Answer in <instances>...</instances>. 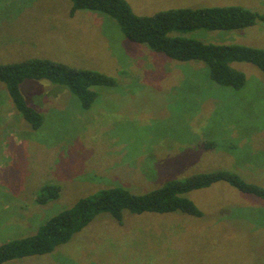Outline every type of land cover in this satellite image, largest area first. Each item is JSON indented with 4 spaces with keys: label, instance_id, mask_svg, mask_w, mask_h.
I'll return each instance as SVG.
<instances>
[{
    "label": "rangeland",
    "instance_id": "obj_1",
    "mask_svg": "<svg viewBox=\"0 0 264 264\" xmlns=\"http://www.w3.org/2000/svg\"><path fill=\"white\" fill-rule=\"evenodd\" d=\"M127 1L137 15L215 5L264 13V0ZM69 9V0H0V62L49 58L114 76L118 89H100L97 104L105 110L80 112L71 92L58 99L63 89L49 95L47 83L26 82L27 96L46 112L35 133L0 84V243L34 233L47 218L108 186L146 192L171 175L226 163L264 186V72L235 63L247 76L245 87L216 89L202 72L186 68L191 63L129 41L110 16L78 10L70 17ZM185 35L264 48L261 22ZM207 138L217 148L201 151L198 143ZM45 183L61 191L40 205L36 191ZM188 197L202 217L125 213L119 224L101 213L52 253L6 264H264L263 199L224 182Z\"/></svg>",
    "mask_w": 264,
    "mask_h": 264
},
{
    "label": "trees",
    "instance_id": "obj_2",
    "mask_svg": "<svg viewBox=\"0 0 264 264\" xmlns=\"http://www.w3.org/2000/svg\"><path fill=\"white\" fill-rule=\"evenodd\" d=\"M69 1L70 17L78 10L104 13L118 23L129 41L146 44L152 51L172 60L198 64L199 69L191 68V64L186 68L202 72L203 80L216 89L227 87L238 91L245 87L247 76L235 63H249L264 72V48L241 43L204 42L185 35L197 30L244 29L257 22L264 23V13L240 5H215L178 7L152 15H137L127 0ZM42 80L44 82H40ZM28 81H34L33 84L36 85L47 83L48 88L52 87L46 92L49 95L57 88L63 89L57 95L58 99H61L63 93L71 92L79 101L80 112L97 108L105 110L104 105H100L102 102L97 104L100 89H116L119 85L114 76L95 69L71 67L49 58L30 57L14 62H0V84L3 85L13 110L35 133L44 125L43 114L46 112L44 108L34 104L25 93L26 90H23ZM230 130L228 128V132ZM217 145L216 140L207 138L199 142L197 148L201 151L211 150L216 149ZM241 169V166L231 167L226 163L206 170L195 169L185 174L182 172L164 178L162 184L146 192H136L129 185L99 189L47 218L34 233L0 243V264L52 253L57 246L70 241L101 213H108L119 224L123 222L125 213L163 214L178 211L202 217V210L188 197V193L210 187L217 182H224L244 194L264 200V186L256 180L251 181L255 178ZM60 191L58 184L45 183L38 187L35 202L44 205L57 199Z\"/></svg>",
    "mask_w": 264,
    "mask_h": 264
}]
</instances>
